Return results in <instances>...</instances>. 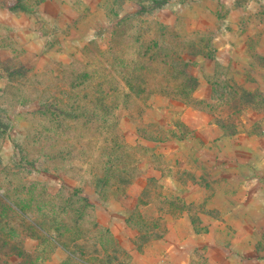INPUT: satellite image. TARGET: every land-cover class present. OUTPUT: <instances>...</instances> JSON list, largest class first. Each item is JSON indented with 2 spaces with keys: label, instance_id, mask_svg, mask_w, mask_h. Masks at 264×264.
<instances>
[{
  "label": "rangeland",
  "instance_id": "374dc122",
  "mask_svg": "<svg viewBox=\"0 0 264 264\" xmlns=\"http://www.w3.org/2000/svg\"><path fill=\"white\" fill-rule=\"evenodd\" d=\"M13 1L0 0V264H127L184 211L232 243L238 174L251 182L243 164L264 154V0ZM192 185L233 191L229 211L178 200ZM98 207L133 232L99 227Z\"/></svg>",
  "mask_w": 264,
  "mask_h": 264
},
{
  "label": "crops",
  "instance_id": "0c3cea01",
  "mask_svg": "<svg viewBox=\"0 0 264 264\" xmlns=\"http://www.w3.org/2000/svg\"><path fill=\"white\" fill-rule=\"evenodd\" d=\"M52 1V4L58 3L57 0ZM59 6L56 14L61 15L64 9L62 10L61 3ZM209 129L211 131L214 127L210 126ZM256 138L255 136L238 135L236 139L238 144L242 140L249 141ZM243 166L249 168L252 173L255 172V175L251 182H245V180H239V177H243L244 173L238 174L237 181L240 185L236 194L239 195L240 201L236 203L235 210L237 212L236 225L241 228L234 233L232 243H223L220 234L215 236L210 230L202 233L196 232L189 211H184L169 221L165 220L166 231L162 238L149 241L141 248L135 246L126 248L127 264H264V252L258 253L261 251H258L256 246L257 242L259 243L257 238H262L261 230L264 228V154L260 160H256L255 164L249 165L246 162ZM224 177H228V175H224ZM206 189V187L194 185L184 187L178 192V200H182L185 204L203 203L208 209L213 207L223 208L222 210L225 211L229 209L227 195L233 191L226 188L220 190L215 187L212 194L220 193L225 196H219L221 200H208L205 195ZM173 190L175 191V187ZM214 201L217 203L212 206ZM96 210L98 215L100 213L97 219L99 227L107 226L112 230L116 226H121L123 230L127 228L128 232H133L126 226L125 219L119 217L122 216L121 211H118V216H116V209L112 211L106 207H98ZM225 220L228 222V219ZM200 225H205V222L202 220ZM124 235L122 237L114 235V237L118 238L117 241L122 242ZM259 249L264 250L262 247ZM60 252L63 254L62 257L68 256V252L64 250H60ZM60 261L61 259L58 262Z\"/></svg>",
  "mask_w": 264,
  "mask_h": 264
},
{
  "label": "trees",
  "instance_id": "16d2710c",
  "mask_svg": "<svg viewBox=\"0 0 264 264\" xmlns=\"http://www.w3.org/2000/svg\"><path fill=\"white\" fill-rule=\"evenodd\" d=\"M22 0H16V1H13V4L11 5V6H9V10L10 11H25L26 10V7L22 4ZM171 2V0H157V1H155L154 2V6L157 8V9H160V8H162L163 6H165V5H167L168 3H170ZM188 71V70H187ZM108 72H110V71H108ZM189 72V71H188ZM187 72V73H188ZM80 82H82V80H80ZM126 82H127V85L129 86V87H131V88H133L134 87V84L132 83V81H131V79L129 80V79H126ZM198 83V82H197ZM197 83H196V81L193 83V85L191 86V87H189L190 88V90L193 92L194 90H195V88L197 87ZM77 85V87L78 86H81L80 85V83H77L76 84ZM233 95H235L234 93H233ZM234 100H237L238 98L236 97V96H233L232 97ZM104 99V106L106 107V108H108V107H110L109 105H110V103H109V101H110V98H109V100H108V103L106 102V97L104 98V97H102V98H99V100H103ZM46 107V106H45ZM50 109H51V107H50ZM82 200H83V202H87L86 200H87V198L86 197H82L81 198ZM88 207V205L86 204L85 205V207ZM81 215H82V212H81V209H80V212L77 214V219L78 220H80V218H81ZM77 221V220H76ZM126 223L127 224H129V222H128V219L126 220ZM34 225H35V227L36 228H38L39 229V231H41V233H43V238L46 240V241H48L50 244H53V245H55L56 247H59L60 249H62V250H64V251H66V252H68V257H70L71 255L70 254H72L69 250H68V248L65 246V245H63V243L62 242H60L56 237H54V236H48V233L44 230V229H42L41 227H40V225H38V223L36 222H34ZM62 237V236H61ZM147 241H149V240H146V242L144 243V244H146L147 243ZM143 244V245H144ZM138 248H141V247H138ZM74 259H75V261H77V262H79V263H83V264H89V263H85V262H83V259H81L80 257H73Z\"/></svg>",
  "mask_w": 264,
  "mask_h": 264
}]
</instances>
